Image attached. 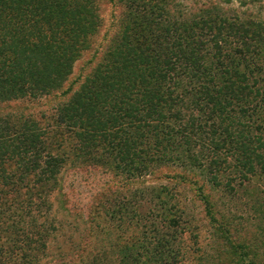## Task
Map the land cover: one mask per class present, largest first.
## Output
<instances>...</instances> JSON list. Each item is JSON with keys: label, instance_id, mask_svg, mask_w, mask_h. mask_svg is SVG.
<instances>
[{"label": "trees", "instance_id": "1", "mask_svg": "<svg viewBox=\"0 0 264 264\" xmlns=\"http://www.w3.org/2000/svg\"><path fill=\"white\" fill-rule=\"evenodd\" d=\"M102 1L0 0V103L66 97L40 117L0 110V264H58L46 260L56 229L48 213L72 166L134 182L177 164L264 210V4L109 0L121 11L102 32ZM88 52L95 66L65 87ZM131 189L116 204L130 222L166 191ZM199 190L209 223L242 247L234 221ZM140 224V235L109 254L90 250L82 264H178L159 226Z\"/></svg>", "mask_w": 264, "mask_h": 264}, {"label": "rangeland", "instance_id": "2", "mask_svg": "<svg viewBox=\"0 0 264 264\" xmlns=\"http://www.w3.org/2000/svg\"><path fill=\"white\" fill-rule=\"evenodd\" d=\"M184 2L196 4V0ZM256 2L264 4V0ZM101 3V30L111 31L115 26L114 17L121 7L109 0ZM101 38L100 32L94 43L95 47H100L99 54L107 45V41ZM91 55L88 52L75 62L65 87L92 70L97 61H91ZM78 86L79 83L75 84L74 89ZM54 93L58 95L1 102L0 110L18 108L40 117L43 112L51 113L57 103L66 99L60 95L61 92ZM144 180L126 182L100 166H72L63 171L61 191L53 193L51 200L54 206L48 213L56 229L49 240L46 260L58 264L63 261L82 264L90 250L93 255L101 250H107L109 254L116 246H123L129 236L140 235V223L145 222L146 225L153 223V226H159L160 232L173 242L179 254L178 264H264V210H252L253 203L246 194H236L232 198L221 194L211 188L209 180L198 170H189L177 164L161 167ZM148 185H154L159 190L163 187L166 191L159 193L156 190L152 196L153 203L147 202V208L136 210L137 217L130 222L125 216L128 212L116 204L123 201L124 189L131 187L135 191ZM261 187L264 189V184ZM199 188L215 203L219 218L230 216L234 221L235 225L231 228L236 229L233 240L236 245L241 242L242 247L231 248L223 235L209 223ZM115 191L118 192L114 194ZM139 212L142 216L138 218Z\"/></svg>", "mask_w": 264, "mask_h": 264}]
</instances>
